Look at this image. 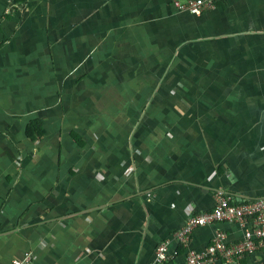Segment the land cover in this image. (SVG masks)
Masks as SVG:
<instances>
[{
	"label": "crops",
	"instance_id": "0c3cea01",
	"mask_svg": "<svg viewBox=\"0 0 264 264\" xmlns=\"http://www.w3.org/2000/svg\"><path fill=\"white\" fill-rule=\"evenodd\" d=\"M172 1L0 0V264H185L264 197V0Z\"/></svg>",
	"mask_w": 264,
	"mask_h": 264
},
{
	"label": "built area",
	"instance_id": "2783aa9c",
	"mask_svg": "<svg viewBox=\"0 0 264 264\" xmlns=\"http://www.w3.org/2000/svg\"><path fill=\"white\" fill-rule=\"evenodd\" d=\"M219 1L174 0V6L180 13L187 12L201 17L206 12L215 10ZM215 201L216 204L212 211L191 216L185 225L174 234V239L178 245H183L186 252L185 264H241L246 255L255 254L264 243V197L237 204L223 191H217ZM220 222L239 225L244 231L243 237L237 242L229 243L227 233L218 230L206 250L197 251L188 246L192 234L197 229ZM169 245V241L160 243L149 264H166L174 258L178 251L172 254ZM32 262L31 252L12 260V264H32Z\"/></svg>",
	"mask_w": 264,
	"mask_h": 264
},
{
	"label": "trees",
	"instance_id": "16d2710c",
	"mask_svg": "<svg viewBox=\"0 0 264 264\" xmlns=\"http://www.w3.org/2000/svg\"><path fill=\"white\" fill-rule=\"evenodd\" d=\"M205 14H206V13H205ZM205 14H204V15H205ZM33 129H34V128H30V129L28 130V134H29V136L33 135ZM40 133H41V131H40ZM262 247H263V248H262ZM262 247H261V248H262V252H263V255H264V243H263ZM249 256H251V255H250V254L246 255V256L244 257V259H246V258L249 257ZM244 259L242 260L241 264H243ZM260 264H264V259H263V261H262Z\"/></svg>",
	"mask_w": 264,
	"mask_h": 264
},
{
	"label": "rangeland",
	"instance_id": "374dc122",
	"mask_svg": "<svg viewBox=\"0 0 264 264\" xmlns=\"http://www.w3.org/2000/svg\"><path fill=\"white\" fill-rule=\"evenodd\" d=\"M172 5H173V7H174V9L178 12V13H180V11H178L176 8H175V6H174V0L172 1ZM184 10H187V9H184ZM187 13V12H186ZM190 14V13H189ZM192 15V14H191ZM192 16H194V15H192ZM194 17H197V16H194ZM202 17V16H201ZM197 18H200V17H197ZM210 70V72H211V70L212 69H209Z\"/></svg>",
	"mask_w": 264,
	"mask_h": 264
}]
</instances>
